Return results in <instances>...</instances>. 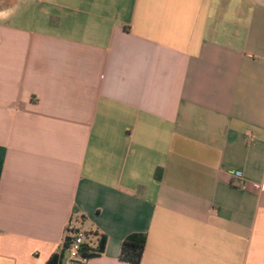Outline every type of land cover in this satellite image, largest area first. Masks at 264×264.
Segmentation results:
<instances>
[{
  "label": "crops",
  "instance_id": "1",
  "mask_svg": "<svg viewBox=\"0 0 264 264\" xmlns=\"http://www.w3.org/2000/svg\"><path fill=\"white\" fill-rule=\"evenodd\" d=\"M27 3L0 8V264L67 227L105 236L86 264L131 233L139 264H264V0Z\"/></svg>",
  "mask_w": 264,
  "mask_h": 264
},
{
  "label": "trees",
  "instance_id": "2",
  "mask_svg": "<svg viewBox=\"0 0 264 264\" xmlns=\"http://www.w3.org/2000/svg\"><path fill=\"white\" fill-rule=\"evenodd\" d=\"M154 177L156 179L160 178V168H158L155 173ZM79 232L76 228H69L66 229V234L63 239V246L60 251L52 254L45 264H61L62 254L64 249H66L73 238V235ZM85 238V242L82 244L80 249V253L83 257L90 259L92 257H96L99 255L103 249L105 244V236L103 234L98 235L96 232L92 231H84L82 232ZM89 235L97 236L96 246L92 247L90 245V241L88 240ZM146 243V234L145 233H131L126 235L120 245V255L119 258L122 261L129 262L132 264H139L141 261V257L145 248Z\"/></svg>",
  "mask_w": 264,
  "mask_h": 264
},
{
  "label": "built area",
  "instance_id": "3",
  "mask_svg": "<svg viewBox=\"0 0 264 264\" xmlns=\"http://www.w3.org/2000/svg\"><path fill=\"white\" fill-rule=\"evenodd\" d=\"M256 188L260 186L258 184H254ZM85 242V238L82 232H78L77 234L73 235L68 247V259L76 264H86L89 259L83 257L80 253V249L82 244Z\"/></svg>",
  "mask_w": 264,
  "mask_h": 264
},
{
  "label": "rangeland",
  "instance_id": "4",
  "mask_svg": "<svg viewBox=\"0 0 264 264\" xmlns=\"http://www.w3.org/2000/svg\"><path fill=\"white\" fill-rule=\"evenodd\" d=\"M30 1H31V0H28V3H27V4H28V8H29V5H30V4H29ZM35 4H36V2L33 3V7H34ZM7 5H10V4L8 3ZM24 6H26L25 3H23V5H22L20 11H23V10H24ZM33 7H31V9H30V11H29L30 13H31V10L35 8V7H34V8H33ZM20 11H19V12H20ZM36 11H37V9L35 8V9L33 10L34 15H35V16H39V15H40L39 11H37V12H36ZM33 13H31V14H33Z\"/></svg>",
  "mask_w": 264,
  "mask_h": 264
},
{
  "label": "flooded vegetation",
  "instance_id": "5",
  "mask_svg": "<svg viewBox=\"0 0 264 264\" xmlns=\"http://www.w3.org/2000/svg\"><path fill=\"white\" fill-rule=\"evenodd\" d=\"M10 2V0H0V8L2 6H5L6 4H8Z\"/></svg>",
  "mask_w": 264,
  "mask_h": 264
}]
</instances>
